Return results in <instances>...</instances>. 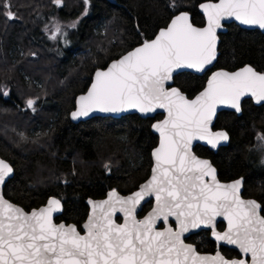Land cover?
Segmentation results:
<instances>
[{"label":"trees","instance_id":"obj_1","mask_svg":"<svg viewBox=\"0 0 264 264\" xmlns=\"http://www.w3.org/2000/svg\"><path fill=\"white\" fill-rule=\"evenodd\" d=\"M204 1L175 0L173 7L172 0H61L60 5L10 0L14 18L0 12V158L14 171L4 197L25 211L56 197L63 204L56 221L80 228L87 198L135 190L149 175L150 153L157 144L150 126L161 116L95 117L73 124L68 115L74 98L85 91L94 70L150 40L178 12L190 13L192 23L202 26L197 6ZM219 39L211 70L248 64L264 72V33L230 24ZM210 71L177 74L174 85L191 98ZM28 99L35 100L32 110L23 108ZM214 128L227 132L228 145L216 153L197 145L195 154L211 161L220 181L242 177V196L255 199L264 217V163L252 152L264 136V105L244 100L239 116L221 112ZM186 242L198 252L212 246L206 231Z\"/></svg>","mask_w":264,"mask_h":264},{"label":"snow or ice","instance_id":"obj_2","mask_svg":"<svg viewBox=\"0 0 264 264\" xmlns=\"http://www.w3.org/2000/svg\"><path fill=\"white\" fill-rule=\"evenodd\" d=\"M53 2L60 5L61 0ZM172 6H177L175 0ZM200 8L206 26H194L187 13L176 15L154 39L107 69H97L87 94L79 97L77 109L71 113L75 120L97 111L136 109L150 113L164 109L166 118L153 125L160 134V144L152 153L155 165L151 179L127 199L113 191L108 200L93 204L83 235L74 226L53 223V213L61 210L56 198L31 214L0 198V264H246L244 259L229 261L219 253L200 257L184 245L183 233L201 225L211 227L218 242L236 245L245 255L250 254L251 264H264L261 205L240 198L241 179L219 183L210 162L198 159L191 151L194 140H206L212 148L228 140L225 132L210 129L217 107L224 105L239 113L242 97L264 101V73L250 66L236 72H214L207 87L191 100L177 88L166 87L177 69L203 72L213 63L221 21L234 19L264 29V0H207ZM0 12L9 20L14 18L10 0H0ZM27 103L31 108L34 101ZM258 139L264 141V136ZM12 171L0 160V184ZM152 194L156 206L144 220H135V206ZM113 198L124 214L123 225L111 218L116 211ZM105 204L111 211L97 215L96 209ZM218 216L228 221L223 234L215 231ZM170 217L176 219L178 231L171 227L154 231L157 220L167 225Z\"/></svg>","mask_w":264,"mask_h":264},{"label":"water","instance_id":"obj_3","mask_svg":"<svg viewBox=\"0 0 264 264\" xmlns=\"http://www.w3.org/2000/svg\"><path fill=\"white\" fill-rule=\"evenodd\" d=\"M205 2H207V1H204V2H202V3H205ZM202 3H200V4L197 6V9H198V12L202 15V17H203V19H204V23H203L202 26H197V27H204V26H206V17L204 16V14H203V12L201 11V8H200V5H201ZM180 13H187V14L189 15V17H190V22L192 23L190 13L185 12V11H180V12H178L177 14H175L174 16H172V18L169 20V22L167 23V25H166L165 27H163V28H160V29L156 32V34H155L150 40L154 39L155 36H156V35H157L162 29L166 28V27L170 24L171 20H172L176 15H178V14H180ZM230 24H235V25H237L238 27H240L241 29H244V30H257V31H259V32H261V33H264V29H260L258 26L242 25V24H240L238 21H236V20H234V19H226V20H223V21H221V25H222L221 28H220V29H217L216 59L213 61V63H212L211 65H208V66L206 67L205 71H203V72H197V71H195L194 69H187V68H184V69H177V70L173 73V77H175L177 74H180V73H190V74H193V75H196V76H202V75H204L205 73H207L208 71H210V70L214 67V65H215V63H216V60H217V57H218V54H219V52H218V46H219V42H220L219 36H220L221 34H223V33L226 32V25H230ZM194 26H196V25H194ZM146 41H147V40H146ZM144 42H145V41H143L142 43L136 45V46L133 47L132 49L126 51L125 53H123V54H122L121 56H119L118 58L111 60V61H110V62H109L104 68H101V69H107V67H108L112 62H114V61H116V60H119L123 55H125V54H127L128 52L134 50L136 47L141 46ZM245 66H250V65L246 64V65H244V66H242V67H240V68H237V69H235V70H232V71H228V70H224V69H215V70H211L210 73L208 74L207 78H206V81H205V84H204L203 88H202L199 92H197L194 96H192L191 98H189L185 93H183L179 88H177V87L174 85L173 80H172V81H169V82L166 84V87H168V88H173V87H174V88H177L178 90H180V92H181V93H182L187 99L191 100V99H194L197 95H199L200 92H202V91L207 87V82H208L209 78L211 77V75H212L214 72H217V71L236 72V71L241 70V69L244 68ZM250 67H252V66H250ZM252 68H253V67H252ZM253 70L256 71L257 73H264V72L257 71V70H255L254 68H253ZM96 71H97V69L94 70V72H93V74H92V76H91V80H90V82H89L87 88L85 89V91L82 92V93H80V94H78V95H76L75 98H74V106H73V109L69 112V115H68L69 120H70L71 123H73V124H78V123H80V122H85V121H87V120H89V119H92V118H95V117H100V118H112V119H118V118H120V117H124V116H127V115H137L138 117H140V118H142V119H154L157 115H160L161 117H160L159 119H154L153 122L151 123V126H150V131H151V133L154 134V135L157 137V144H156L155 147L151 150V153H150V157H151V167H150L149 175H148V177H147L143 182H141V183L138 185V187H137L135 190H133L132 192H130V193H128V194H125V195H122V194L118 193L116 190H108V191L105 193V196H104L103 198H100V199H91V198H87V199L85 200L84 203H85V205H86L88 211H87V215H86L85 220H84V221L81 223V225H80V230L77 228L76 225H74V224H72V223L66 224L64 221H59V222L56 221V219L62 214V211H63V204H62V202L60 201V202H61V210L58 211V212H54V213H53V223L56 224V225H59V224L63 223L65 226H74V227L77 228V231L80 232L82 235H83V234H86V229H84V225L88 222L89 217L93 214V204H99V203H101V202H103V201L108 200V199H109V193H111V192H113V191H115L116 195H117L118 197H120L121 199H127L128 197L133 196L135 193L139 192V191L141 190V187H142L143 185H145V184L151 179V177H152V168H153L154 165H155V159H154L152 153H153V151H154L157 147H159V144H160V134H159V132H157V131L153 128V125L156 124V123H158V122L163 121V120L166 118V116H167V113L164 111V109H156L155 112H150V113H141V112L137 111L136 109H129L128 111H124V112H116V113H113V112H98V111H97V112H91V113H89L88 116H81V117H78L77 119L73 120V119H72V116H71V113L77 109V101H78L79 97H80L81 95H86V94H87V92H88V90H89V88H90V86H91V83H92L93 80H94V76H95V72H96ZM244 100H251L252 104L255 105V106L264 105V101H261L260 103H257L256 100H255L253 97H251V96L242 97V99H241V103H242ZM27 107H28V104H27ZM23 110H24V109H23ZM224 111H225V112H232V113H235L237 116H239V115L241 114V111H240L239 113H237V112L235 111V109L229 108V107L224 106V105H219V106L217 107V110H216V115L213 117L212 122H211V125H210V129H211L212 132L223 131V132H225V133L227 134V132H226L224 129H215V128H214V123H215V120H216V118H217V115H218L219 113H221V112H224ZM227 135H228V134H227ZM228 143H229V136H228V140H227V141H223V140L220 141V143L217 145L216 148H212V146H211L210 144H208L206 140H194V141L192 142V150H191V151H192V154H193L194 156H196L198 159L208 160V161L210 162V164L212 165V163H211V161H210L209 159L204 158V157H200V156L196 155L195 152H194V148H195L197 145H199V146H202V147L207 148L209 151H211V152H213V153H216L217 150H218L219 148H221V147H226V146L228 145ZM0 160H3V161L6 162L7 164H9V166L12 168V166L10 165V163H8L6 160H4V159H2V158H0ZM212 167L215 168L213 165H212ZM12 170H13V168H12ZM215 170H216V169H215ZM13 174H14V171H12V172H11V173L5 178V182H4L3 184H0V198H2L3 200L7 201L8 203H10L11 205H13L14 207H18V208H20V209H21L23 212H25L26 214H31L33 211H39L41 208H44V207L47 206V204H48V200H49V199H51V198H56V197H49L43 205H41V206H39V207H37V208H33V209L29 210V211H25L21 206L15 204V203L10 202V201L7 200V199L4 197V195H3V188H4L5 184H6V182H7L9 179H11V178L13 177ZM216 179H217V181H218L219 183H221V184H230V183H232V182H234V181H236V180H238V179H241V180H242V185H241V188H240V198H241L242 200H245V201H247V200H254V199H251V198H243V197H242V191H243V178H242V177L237 178V179H234V180H231V181H220V180L218 179V174H217V170H216ZM56 199H58V198H56ZM58 200H59V199H58ZM90 201H91V203H90ZM254 201H256V200H254ZM256 202H257V201H256ZM111 203H112V204H115V208H116V211L113 212L112 215H111L112 220H113L117 225H123V224L125 223V218H124V214H123V212L119 211L120 205L115 203V198H113V200H112ZM147 203H151L150 208H149V209H148L143 215L139 216V215L142 213V209H143V207H144ZM257 203H258V202H257ZM155 206H156V200H155V195H154V194L144 196L143 199L140 200L139 204H137V205L135 206V211H134V213H133L134 219L137 220V221L144 220V219L149 215V213L152 211V209H153ZM105 211H109V212L111 211V208H110V206H109L108 204H105V205L103 206V208H97V209H96V214L99 215V214H101L102 212H105ZM259 214L261 215V209L259 210ZM261 217H263V216L261 215ZM117 219H119V221H118ZM129 223H131V221H129ZM219 223H223V224H224V229H223L222 231H219V230L217 229V226H218ZM167 227H171V228L173 229V231H178V230H179V226H178V224H177L176 219H175L174 217H170V218H169V223H168L167 225L164 223L163 220H157L156 223H155L154 231H164ZM227 230H228V221L225 220V219L223 218V216H218V217H216L215 231H216L217 233H219V234H223V233L226 232ZM201 231H207V232L209 233V239H210L212 242H214V243L216 244L217 249H218L219 247L222 246V247H226V248H228V249H230V250H233V251H235V252H237V253L239 254V256H240L239 259H244V260L246 261V264H251V255H250V254L245 255L244 253L241 252V250H240L236 245H233V244H227V243H224V242H222V241H219V242H218V241L215 239V236L213 235V230H212V228H211V227H204L203 225H201L199 228H192V229H190L188 232L183 233V235L181 236V240L183 241L184 245H186V246H190V247L194 250V252H195V254H196L197 256H200V257H213V256H215L217 253H219V254L221 255V253H220L218 250H217L214 254H204V253H200V252H198V251L196 250V247H195L193 244L186 242V239H188L191 235L196 234V233L201 232ZM221 256H222V255H221ZM225 259H226V258H225ZM233 259L239 260V259H237V258H233ZM233 259H227V260L231 261V260H233ZM189 264H191V261H189Z\"/></svg>","mask_w":264,"mask_h":264},{"label":"flooded vegetation","instance_id":"obj_4","mask_svg":"<svg viewBox=\"0 0 264 264\" xmlns=\"http://www.w3.org/2000/svg\"><path fill=\"white\" fill-rule=\"evenodd\" d=\"M32 107L34 108L35 107V104H33ZM78 229L80 230V228H78ZM217 229L219 231H222L224 229V224L223 223H219L218 226H217ZM196 234H193V235H196ZM207 234H208V238H209V233L207 232ZM209 241L212 243V246L210 248V251H205V252H200V253H204V254H214L218 250L221 253V255L224 258H226V259H233V258L239 259L240 258L239 254L237 252H235L233 250H230V249H228L226 247H222V246L217 249L216 244L214 242H212L210 239H209Z\"/></svg>","mask_w":264,"mask_h":264},{"label":"rangeland","instance_id":"obj_5","mask_svg":"<svg viewBox=\"0 0 264 264\" xmlns=\"http://www.w3.org/2000/svg\"><path fill=\"white\" fill-rule=\"evenodd\" d=\"M5 96H8V94L5 95ZM28 100H33V99H28ZM28 100L25 101V104L23 105V108L24 109L28 108V109L32 110L33 107H31V108L27 107ZM33 101H35V100H33ZM252 152H253V156H255L256 158H259L261 160V162L264 163V141H261L260 139H258L257 143L255 144V146L252 149Z\"/></svg>","mask_w":264,"mask_h":264}]
</instances>
